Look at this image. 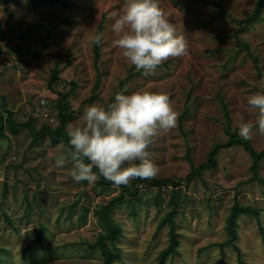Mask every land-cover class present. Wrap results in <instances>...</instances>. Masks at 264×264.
<instances>
[{"label":"rangeland","instance_id":"1","mask_svg":"<svg viewBox=\"0 0 264 264\" xmlns=\"http://www.w3.org/2000/svg\"><path fill=\"white\" fill-rule=\"evenodd\" d=\"M205 1L160 0L177 33L185 37L187 51L148 75L113 45L118 37L111 25L125 0L0 2V28L7 35L0 54V115L6 105L16 123L32 121L37 130L57 127L56 101L60 93L71 91V84L76 85L70 97L73 126L84 125L87 107L105 106L125 88L129 93L147 89L168 94L178 119L150 147L158 172L149 178L181 180L176 189L180 247L167 264H264V186L250 181V156L240 147L222 150L214 170L188 180V152L198 167L215 144L227 140L219 96L238 131L242 122L255 123L257 110L247 102L264 91V73L249 54L236 55L234 39L235 21L251 15L257 0ZM100 25L103 41L96 61L91 41ZM241 37L264 72V10L261 22L242 27ZM55 68L66 84L51 89ZM5 133L0 138V248L5 250L0 264H102L99 252L89 247L103 231L94 211L119 196L121 187L101 185L99 174L92 183L75 182L70 164L55 166L56 156L69 149L64 142L55 145L48 137L34 141L27 129ZM249 140L257 151L264 149V135L254 132ZM260 173L264 178V161ZM133 180L126 184L129 189ZM136 188L137 197L113 215L122 229L118 264H158L169 243L168 226L159 230V225L171 208L173 188ZM236 202L261 211L260 223L239 219L242 263L231 246H222Z\"/></svg>","mask_w":264,"mask_h":264},{"label":"clouds","instance_id":"2","mask_svg":"<svg viewBox=\"0 0 264 264\" xmlns=\"http://www.w3.org/2000/svg\"><path fill=\"white\" fill-rule=\"evenodd\" d=\"M111 28L118 37L113 45L144 75L187 51L185 37L177 33L160 0H125ZM102 38L97 33L91 43L99 45ZM247 103L258 114L255 123L239 125L238 135L245 140L254 132L264 135V91L253 94ZM83 119V126L66 127L71 147L56 156L55 166L70 164L77 183H92L99 174L120 186L157 174L150 147L162 131L176 126L178 112L166 93L147 89L129 93L125 88L106 107H87Z\"/></svg>","mask_w":264,"mask_h":264},{"label":"trees","instance_id":"3","mask_svg":"<svg viewBox=\"0 0 264 264\" xmlns=\"http://www.w3.org/2000/svg\"><path fill=\"white\" fill-rule=\"evenodd\" d=\"M2 1L4 0H0V2ZM45 1L55 2L58 0ZM196 1L206 2L205 0ZM218 6L221 7L220 4H218ZM263 10L264 0H257L254 11L251 15L244 19L235 21L238 24L239 28L234 34L235 45L237 48L236 55L239 54V52L241 51L249 54L255 60V65L260 75H263L264 72L259 66V58L253 54L251 50V45L249 43H246L242 39L241 30L242 27L245 25H255L256 23L261 22L263 18ZM97 33L103 34L102 25L99 26L96 34ZM5 40H7V35L0 28V54L2 51V43ZM101 48L102 42L99 45L94 44L93 49L96 61H98L100 58ZM60 74L61 70L58 68H55L52 71L49 88L53 89L55 84H66V82L60 78ZM75 88L76 85L71 84L70 92L59 94V98L56 101L59 124L57 127L54 128L50 125H44L40 130H37L32 121L23 124L16 123L13 120V113L9 111L5 105V112L0 115V138L6 137V130L10 131L14 135H17L19 131L27 129L33 136L34 141L43 140L48 137L55 145L64 142L70 148L71 146L69 144V137L66 132V127L74 118V112L72 111L70 104V97L72 91ZM96 88H98V85L97 87H95L94 92H96ZM95 99L96 93H94V95L90 99V102L94 101ZM219 100L226 119L225 133L227 135V140L225 142L215 144L213 148L209 151L206 162L202 163L198 167H194L190 152H188L187 158L192 167L191 173L188 176V180H192L196 177H203L206 172L214 170L218 165V157L222 150H227L233 147H240L250 156L251 159L250 171L252 177L250 181L256 182L264 186V178L261 176L260 173L261 165L264 161V149L262 151H257L249 139L245 140L244 138L238 135V131L232 128V119L227 104L224 102L223 97L219 96ZM107 105L108 104H106L104 107H106ZM183 118L184 115L181 118V121ZM100 176L101 185L115 186L111 181L105 179L102 175ZM180 181H174L172 179H134L132 189H129L126 185H120L119 187H121L122 193L119 196L112 198L110 201H108L107 203H105L94 211V216L98 219L103 231L99 234L98 238L94 243H89V247L90 249H94L99 252L100 256L103 259L102 264H118L122 259V252L120 247L118 246V242L122 237V229L118 225V223L114 221L113 215L117 208L122 207L125 204H129L131 202L129 200L130 197H137L138 189L136 187L139 184H146L150 187H155L159 190V192H161L164 188H173L170 194L169 201L171 208L166 213L165 217L161 220L159 225V230L165 226H168L169 243L168 246L160 253L158 257V264H167V261L170 258L172 259L178 255L180 247V235L177 232L176 217L179 212L178 205L180 198L176 189L180 187ZM158 194V196L160 197L161 193ZM260 215L261 211L259 209L236 202L232 207L228 218L226 219L225 228L228 234V239L222 246H231L237 253L240 262L242 254L237 243L239 239V219L242 216L256 218L258 223H260ZM260 230L263 231L262 227H260ZM4 253L5 250L0 248V262H3Z\"/></svg>","mask_w":264,"mask_h":264}]
</instances>
